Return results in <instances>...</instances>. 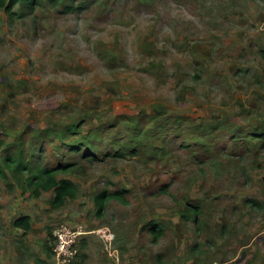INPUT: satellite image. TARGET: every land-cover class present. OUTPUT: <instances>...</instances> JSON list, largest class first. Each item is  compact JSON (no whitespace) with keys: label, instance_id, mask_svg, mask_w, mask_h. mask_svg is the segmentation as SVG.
Listing matches in <instances>:
<instances>
[{"label":"rangeland","instance_id":"rangeland-1","mask_svg":"<svg viewBox=\"0 0 264 264\" xmlns=\"http://www.w3.org/2000/svg\"><path fill=\"white\" fill-rule=\"evenodd\" d=\"M29 1L0 9V264H55L62 223L85 232L71 264H264L258 11ZM231 27L245 37L232 43ZM62 165L77 193L54 207L27 181ZM118 192L98 214L96 198Z\"/></svg>","mask_w":264,"mask_h":264},{"label":"trees","instance_id":"trees-1","mask_svg":"<svg viewBox=\"0 0 264 264\" xmlns=\"http://www.w3.org/2000/svg\"><path fill=\"white\" fill-rule=\"evenodd\" d=\"M25 2L28 5H31L32 2L29 0H0V9H4L6 13L14 15L13 7L20 3ZM262 58L264 60V49L260 50ZM263 76H264V67H263ZM68 166H57L52 168H45L41 172H34L30 178H28V184L33 188V194L35 197H39L41 191H54V198L52 200V205L54 207L61 206L66 199L74 198L77 193L76 184L67 178H56V174L59 172L67 171ZM121 192L112 193V194H100L96 198V203L98 205L97 213L100 214L105 209L106 202L116 196L121 197ZM14 227L22 229L24 232H27L31 228L30 216L22 215L16 218L13 222ZM154 232L157 234L153 238V241L156 242L161 237V229H154ZM49 250V248L47 247Z\"/></svg>","mask_w":264,"mask_h":264},{"label":"crops","instance_id":"crops-1","mask_svg":"<svg viewBox=\"0 0 264 264\" xmlns=\"http://www.w3.org/2000/svg\"><path fill=\"white\" fill-rule=\"evenodd\" d=\"M258 9H259L258 4L255 5V2L253 0H248L246 4L240 5L239 7H237L235 4H232L230 13L241 14V15L245 14L247 17L245 19L250 20L249 16H253V13H256L258 11L256 15L257 18L259 19L258 23L256 24L257 27L255 28L253 24L249 25L247 24V22L243 24V27H245L247 24V28H249L248 29L249 38L247 39V43L249 44V46L256 43V45L259 46V49L260 48L264 49V17H263V11L262 10L259 11ZM262 9H264V7ZM247 28L240 29L236 27H231L230 36L228 38L232 39L231 41L232 43L237 42L238 39L242 40V38L245 37V33H243V31ZM240 40L238 42H240ZM244 44H246V42H244ZM261 65L264 67L263 59L261 60ZM263 67H262V72H263Z\"/></svg>","mask_w":264,"mask_h":264},{"label":"built area","instance_id":"built-area-1","mask_svg":"<svg viewBox=\"0 0 264 264\" xmlns=\"http://www.w3.org/2000/svg\"><path fill=\"white\" fill-rule=\"evenodd\" d=\"M81 227H70L65 223L53 231V260L55 264H71L77 253V242L84 235Z\"/></svg>","mask_w":264,"mask_h":264}]
</instances>
